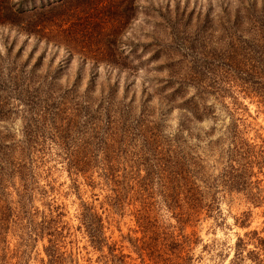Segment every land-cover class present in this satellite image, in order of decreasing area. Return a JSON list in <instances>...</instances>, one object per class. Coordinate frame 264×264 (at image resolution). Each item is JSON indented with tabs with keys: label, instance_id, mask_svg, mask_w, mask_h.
I'll use <instances>...</instances> for the list:
<instances>
[{
	"label": "rangeland",
	"instance_id": "rangeland-1",
	"mask_svg": "<svg viewBox=\"0 0 264 264\" xmlns=\"http://www.w3.org/2000/svg\"><path fill=\"white\" fill-rule=\"evenodd\" d=\"M138 1L79 52L0 25V264H264V98L205 91L201 54L165 38L175 13L218 29L262 0ZM112 55L138 67L91 64Z\"/></svg>",
	"mask_w": 264,
	"mask_h": 264
},
{
	"label": "trees",
	"instance_id": "trees-1",
	"mask_svg": "<svg viewBox=\"0 0 264 264\" xmlns=\"http://www.w3.org/2000/svg\"><path fill=\"white\" fill-rule=\"evenodd\" d=\"M24 1L0 0V25H14L27 36L64 45L70 52H79L76 47L84 37L88 44L92 43V39L101 42L108 39V44H117L119 35L123 33L122 26L126 27L140 5L138 0H28L29 4H23ZM66 20L69 23L64 25ZM172 20L173 24L169 23L171 26L165 30V38L174 43L189 42V50L201 54L204 60L202 68L210 78L203 88L205 91L212 84L218 90L237 86L245 94H257L264 98V0L259 7L254 2L250 8L246 6L245 11L234 14L233 18L227 16L226 23L221 22L218 29L209 26L193 29L177 27L178 13ZM216 31L227 40L224 50H202L201 46L207 44ZM244 31L250 32L248 36ZM193 43H198V48ZM110 51L114 52V48ZM90 60L94 66L103 64L113 69L136 70L135 67H138V64L113 55L93 56ZM192 73L189 83L203 87L200 85L203 77L199 75L200 72L194 68ZM189 104L190 112L200 117L199 108L192 97H189ZM73 163L78 166L77 162ZM241 181V177L237 176L231 183L238 185ZM89 227L90 235L95 237L94 231L98 228L94 224ZM259 239L264 249V236Z\"/></svg>",
	"mask_w": 264,
	"mask_h": 264
}]
</instances>
